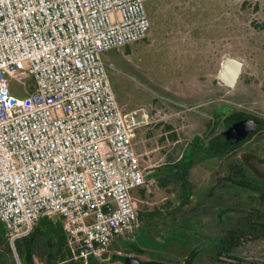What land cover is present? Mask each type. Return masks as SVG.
I'll return each mask as SVG.
<instances>
[{
    "label": "built area",
    "instance_id": "built-area-1",
    "mask_svg": "<svg viewBox=\"0 0 264 264\" xmlns=\"http://www.w3.org/2000/svg\"><path fill=\"white\" fill-rule=\"evenodd\" d=\"M147 1L0 0V220L12 247L56 216L86 264L138 225L137 195L154 185L133 136L149 113L121 107L103 52L146 36Z\"/></svg>",
    "mask_w": 264,
    "mask_h": 264
},
{
    "label": "rangeland",
    "instance_id": "rangeland-1",
    "mask_svg": "<svg viewBox=\"0 0 264 264\" xmlns=\"http://www.w3.org/2000/svg\"><path fill=\"white\" fill-rule=\"evenodd\" d=\"M145 5L151 22L146 36L103 52L106 73L121 107L149 113V123L133 136L134 147L142 152L145 177L154 185L143 196L137 195L139 212L159 209L165 199L175 202L180 186L174 175L176 166L171 164L177 162L192 133L204 135L216 117L223 127L232 106L264 113V0H148ZM225 56L243 62L233 88L217 79ZM10 89L14 94L22 92L16 82ZM168 130H174L177 142L167 136ZM206 146L200 143L201 153L188 175V185L197 194L206 190L220 165ZM58 220L51 218L53 223ZM36 223L35 233L49 240L52 232ZM3 234L0 220V238ZM26 240L18 239L13 246H24ZM49 250L54 254L55 247L49 245ZM32 263L45 264L36 253Z\"/></svg>",
    "mask_w": 264,
    "mask_h": 264
},
{
    "label": "flooded vegetation",
    "instance_id": "flooded-vegetation-1",
    "mask_svg": "<svg viewBox=\"0 0 264 264\" xmlns=\"http://www.w3.org/2000/svg\"><path fill=\"white\" fill-rule=\"evenodd\" d=\"M246 119L259 125L248 130L243 140L235 142L222 136ZM217 122L218 117L205 127L204 135L192 133L177 159L178 163L186 161L193 166L201 153L200 143L207 144L205 149L209 148L220 165L206 190L197 194L190 187H180L175 202L165 199L157 209L158 216L149 215L147 220L139 221L130 234L86 264H135L134 260L158 264H264V113L232 106L223 127ZM217 128L220 130L214 133ZM166 132L174 143L178 141L174 130ZM69 260L79 261L73 257Z\"/></svg>",
    "mask_w": 264,
    "mask_h": 264
},
{
    "label": "trees",
    "instance_id": "trees-1",
    "mask_svg": "<svg viewBox=\"0 0 264 264\" xmlns=\"http://www.w3.org/2000/svg\"><path fill=\"white\" fill-rule=\"evenodd\" d=\"M203 139V138H201ZM179 163H173L171 165L176 166L174 171V175L177 178V183L182 189H186L189 187L188 183V174L189 168L192 165L190 162L189 164H185L182 166ZM178 166V167H177ZM162 185L165 183L163 179H158ZM139 195H144V190H139ZM159 211L156 209V212L148 213V211L139 212V221L147 220L148 216H158ZM36 222H39L41 225L47 227L52 233L53 238L55 239V251L54 257L50 260L48 258L49 255V245H48V238H44L43 236L37 235L33 233V230L25 237L19 239H25L26 242L23 245H15L11 247L8 238L3 234L0 238V264H17L14 258V252L19 256L21 264H33L32 263V255L37 254L41 261L45 264H56L58 261L63 262L61 264H83L82 261H71V253L66 244V237L63 230V225L61 220L59 219L57 222L53 223L51 218L48 217H40ZM3 237V240H1ZM16 239L15 241H17ZM14 241V242H15ZM29 252V254H28Z\"/></svg>",
    "mask_w": 264,
    "mask_h": 264
},
{
    "label": "water",
    "instance_id": "water-1",
    "mask_svg": "<svg viewBox=\"0 0 264 264\" xmlns=\"http://www.w3.org/2000/svg\"><path fill=\"white\" fill-rule=\"evenodd\" d=\"M242 65L243 62L241 60L232 56H225L217 72V79L230 88L234 87L239 78ZM252 122L254 123L252 119L242 120L236 123L231 129L224 131L222 133V136L224 138H229L230 140H233L235 142H239L244 139L248 130L252 129L253 127H258V123H254L255 126H252ZM134 261L135 264H158L151 261Z\"/></svg>",
    "mask_w": 264,
    "mask_h": 264
},
{
    "label": "crops",
    "instance_id": "crops-1",
    "mask_svg": "<svg viewBox=\"0 0 264 264\" xmlns=\"http://www.w3.org/2000/svg\"><path fill=\"white\" fill-rule=\"evenodd\" d=\"M148 12V11H147ZM135 151L139 154V156L142 155V152L138 151L135 147H134ZM37 224V223H36ZM38 226V225H37ZM37 226H33L32 230H33V233L36 232V228ZM31 230V231H32ZM48 245H55V239L53 238L52 234L50 235L49 237V242H48ZM54 257V254L52 252L49 251V255H48V258L51 260L52 258Z\"/></svg>",
    "mask_w": 264,
    "mask_h": 264
}]
</instances>
